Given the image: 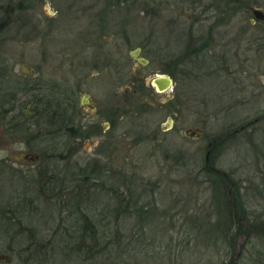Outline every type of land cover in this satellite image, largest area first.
Segmentation results:
<instances>
[{
	"label": "rangeland",
	"instance_id": "obj_1",
	"mask_svg": "<svg viewBox=\"0 0 264 264\" xmlns=\"http://www.w3.org/2000/svg\"><path fill=\"white\" fill-rule=\"evenodd\" d=\"M162 1L160 8L141 10L140 16L129 19V31L138 34L131 45L142 43L146 47L157 37L154 46L169 43V51L180 57L190 35L191 39L200 32L206 34L208 27L219 26L221 46L204 52L206 62L188 61L187 76L181 73L186 68L185 63L184 66L181 64L180 75L172 74L175 79L173 91L169 94L153 92L146 96L142 90L139 100L149 104L146 108L151 111L142 115L133 112L125 115L126 123L123 118L120 130L115 132L116 135L126 132L124 137H110V145L102 137L81 140L78 155L88 161L94 158L97 165L93 168L96 172H93L89 169L92 165L87 167L81 163L89 169L86 181L78 176L79 180L59 182L64 184L60 185L64 190L44 193L41 188L43 177L36 180V174L31 171L27 173L29 177L24 178L15 175L10 168L0 169V254L11 258L6 263V258L1 255L0 264H228L240 245L242 256L237 264H264V239L257 237L255 229L245 238L249 222H255L254 213L264 210V117L248 129L228 136L218 146L213 158L215 167L232 176L236 194L245 210L244 216L249 220L243 218L242 223L236 220L241 223L240 233L236 232L233 217L227 218L226 191L220 189L216 180L204 179L207 176L200 170L204 167L209 140L264 112V77L261 72L264 53L248 41L252 18L249 8L264 9V0H245L246 11L239 8L232 17L223 15L222 19L215 21L204 19L205 12L198 0ZM35 5L39 6L36 9L41 15L51 11L45 3L36 1ZM85 16L77 14L79 19ZM86 20H81L83 23L78 21L74 26L68 23L69 20L64 21L59 24V30L55 24L51 37L72 38L75 28L86 25ZM5 28L4 24L0 27V45L4 44L0 47V60L5 57L24 61L38 71V61L43 53L49 60L63 59L59 51L67 46L66 42L61 48L56 39L48 41L33 32L23 45V37L26 39L30 34L27 30L19 31L14 23ZM47 42L53 45L47 46L43 52ZM151 45L152 42L148 48ZM250 62L253 70L248 67ZM133 64L130 69L142 73L146 85L156 73L168 75L165 66L153 61L145 68ZM43 70L49 79L47 83L59 80L65 87L79 81L83 75L81 71L73 75L74 69L69 66H45ZM97 70L84 69L86 74ZM37 71L36 79L41 75ZM102 72L100 70L98 75L89 77L88 84L85 80L86 84L81 85V91L90 93L98 110L102 105L121 101L113 100L110 90L116 88L105 87ZM126 79L125 89H128L133 80ZM173 95L177 97L179 108L175 115L166 113L165 108L158 109L163 106L160 102L164 97ZM125 98L129 102V95L126 94ZM196 127L202 130L200 137L185 136V128H189L188 134L193 135L198 131ZM145 134L154 140L146 139ZM20 148H12L5 154L18 158ZM61 165L68 166L58 163ZM67 169H63L64 176L69 175ZM97 169L102 172L100 175H97ZM69 178L71 176L65 179ZM82 184L89 189L86 191ZM72 186L76 190L83 187L82 193L75 196L78 198L73 207L70 201L77 192H70ZM258 187L262 188L261 191L257 190ZM119 188H126L125 199L137 200L140 205L147 206L146 212L142 215L125 213L129 206L117 194ZM231 190H234L232 186ZM211 194L217 202L218 214L212 211L214 215L209 224L218 222L219 227L213 225L215 230L207 236L206 226H202V235L197 239L190 229L193 225L190 219L200 213L207 214ZM77 203L80 207L76 206ZM79 210L87 213V222L96 224L100 233L97 237L95 234V238L94 234L86 237L85 243H75L79 241V222L83 220ZM224 222L230 223L226 227Z\"/></svg>",
	"mask_w": 264,
	"mask_h": 264
},
{
	"label": "flooded vegetation",
	"instance_id": "obj_2",
	"mask_svg": "<svg viewBox=\"0 0 264 264\" xmlns=\"http://www.w3.org/2000/svg\"><path fill=\"white\" fill-rule=\"evenodd\" d=\"M34 1L39 4H47L51 11L41 15L36 9L39 6H36ZM198 1L205 12L203 14L204 19L215 21L222 19L223 15L230 18L238 13L235 5L238 0ZM161 3L163 4L162 0H0V18L2 19L0 27L4 24L6 28H9L14 23L19 27V31L27 30L30 34L27 35L26 39L23 37L21 41H24L23 45L29 41V35L33 32L42 39L54 40L56 37L52 38L51 35L55 30V24L56 29H58L59 24L64 23V21L69 20L68 23L74 26L78 21L87 18L86 25L83 24V27L75 28L72 38L58 37L56 39V42H60L61 48L65 42L69 47L65 46L59 51L63 54V59L49 60L45 55L46 53H43L44 55L38 61V71L30 68L24 61L5 59V57L0 60L1 171L10 168L15 175L24 178H28L27 173L32 171L36 174V180L43 177L41 188L44 193L51 190L58 191L63 188L60 185H64L59 182L64 180L72 182V179L78 178L75 170L79 169L82 162L87 164V167L89 165L93 167L95 163L94 158L88 161L85 159L86 157L78 155V149L82 145L80 144L81 140L102 137L103 141L110 145L112 140L110 137L116 135L115 132L120 130L122 120L126 118L125 115L132 112L142 115L144 112L151 111L146 108L149 104L145 105L143 101L139 100V94L142 90H145L143 92L146 96L152 95L153 92L156 94L167 92L169 94L170 91H173L172 88L159 92L151 83L149 85L144 83L145 77L142 73L139 74L135 71V74L130 69L131 65H135L133 63H137L135 66L137 68H145L151 61L158 63L159 66L163 65L165 68L176 67L181 64L177 63L178 56L175 57L169 51L168 48H171L169 43H164L160 47L153 45L154 39L157 37L151 39L146 47L142 43L135 46L131 45L137 39L138 34L129 31L131 29L127 27L129 19L140 16L138 14L141 13V10L150 8L154 11L155 8H160ZM250 10L252 11V18H250L251 34H249L248 41L252 43L251 46H256L258 51L264 53V20H258L253 16L252 6L249 8ZM77 14L86 16L79 19ZM81 23L83 22L81 21ZM218 27H208L206 34L200 32V35H194L191 39L190 35L187 38L188 45H186L185 51L191 47L190 45H198L199 42L205 40L206 42L200 47V51L207 58L204 54L207 49H216V47L221 46L222 32ZM256 30L260 33H256ZM159 34L157 35L159 36ZM190 41L194 44H191ZM150 42L152 45L148 48ZM2 45L4 44H1L0 47ZM49 45L52 46L53 44H44L42 51L45 52ZM128 47L133 49L126 51ZM142 54L144 55L142 56ZM188 58V55L184 58L186 64ZM45 66H69V68L74 69L73 75L80 71L83 75L79 81L75 80L66 87L59 80H52L49 84L47 83L49 80L46 77L47 74L43 70ZM88 67L98 70L96 73L88 72L86 74L84 69ZM248 67L253 70L252 62L248 64ZM100 70L103 71L101 77L106 82L105 87L118 90H110L113 100L120 99L121 101L106 106L102 105L98 110L90 93L81 91V85L86 84V81L88 84L89 80L87 79L98 75ZM36 71L41 74L37 79L34 78ZM261 72L264 77V64ZM157 74H162V72L155 75ZM168 76L173 77L174 81V76L170 73ZM126 78L133 80V84L128 89H125ZM121 86L122 90L120 89ZM262 87L264 90V82ZM126 94L129 95V102L125 98ZM138 100L140 101L139 105L136 103ZM176 100L175 95L164 97L160 102L163 106H159L158 109L165 108L166 113L175 115L179 109ZM259 115L263 116L264 112H260ZM253 119H248L244 125L248 126V123H252ZM124 121L126 123V119ZM188 131L190 129L185 128V136L196 138L201 135V132L198 136L196 135L197 132L190 135ZM125 133L122 132V135L119 133L116 136L124 137ZM145 138L149 139L147 136ZM118 141L119 139H116V142ZM17 147H21L18 158H10L9 154H5ZM2 152L4 154L1 155ZM60 162L68 166H58ZM15 164L19 166L15 167ZM66 168L70 171L69 175H66L71 176L69 179H65L66 176L62 174L63 169ZM104 169L107 172L109 170L106 167ZM71 189L70 192L76 190L74 186ZM125 192L126 188H119L117 193L121 195L122 202L126 197Z\"/></svg>",
	"mask_w": 264,
	"mask_h": 264
},
{
	"label": "trees",
	"instance_id": "obj_3",
	"mask_svg": "<svg viewBox=\"0 0 264 264\" xmlns=\"http://www.w3.org/2000/svg\"><path fill=\"white\" fill-rule=\"evenodd\" d=\"M244 2H245V0H238V2H236V8L237 9H241V10H247L246 9V7H245V4H244ZM200 35V34H199ZM199 41V40H198ZM197 42V41H196ZM195 42V43H196ZM204 42H206L205 40L204 41H202V42H199V44L198 45H194V46H192V48H188V50H183L182 51V54H181V56L180 57H178L176 60H177V63H181L182 64V66H184L183 64L185 63V56L186 55H188L189 56V58L187 59L190 63H193L194 61H195V59H198V61H195V62H198V63H201V62H203V61H205V55H203L202 53V51H200L201 50V46L202 45H204L205 43ZM201 43V44H200ZM196 46H199V47H196ZM210 58V57H209ZM206 62V61H205ZM181 64H180V66H172V67H170V68H167L166 69V71L168 72V73H170L171 75L172 74H179L180 75V69H181ZM185 65H186V68H183L182 70H181V73H185V75L187 76L188 75V68H190L189 67V65H188V63L186 64L185 63ZM194 65V64H193ZM198 66V65H197ZM183 78V77H182ZM251 119V118H250ZM247 122H248V120H246ZM246 121H244V122H242L241 124H239L238 126H242V125H244L245 123H246ZM254 122H249L248 123V126H246L244 129H242V130H246V129H248L249 128V126H251L252 124H253ZM238 128V127H237ZM237 128H234V129H237ZM234 129H228V130H234ZM227 130V131H228ZM227 131H225V132H227ZM224 133V132H223ZM218 135V134H217ZM217 135L215 136V137H213L211 140H209V141H215L217 138ZM229 137L230 136H233V135H228ZM224 141H226V139L225 140H219L218 141V144L216 145V146H214V149H213V151L211 152V154H210V159H211V165L213 166V167H215L214 165H213V162L215 161V159H213L214 158V155H215V152L217 151V149H218V146L219 145H222L223 144V142ZM206 149H207V145H206ZM207 152V151H206ZM263 152V151H262ZM206 163V162H205ZM204 163V167H202V169H200V170H202L203 172H205L204 174L207 176V178H204V179H208L207 181H212L213 182V180H216L217 182H218V186L220 187V189H222L223 191L225 190L226 191V199H224L225 201H226V203L227 204H225V210L227 211V218H230L231 219V217H233V221H235V226H236V232H241V223H239L238 221H236L235 219H234V211H232V205H231V201L229 200V196L227 195V193H228V190H227V183L229 182L228 181V179H226V177L224 176V175H222L220 172H216V171H213L212 169H210L209 167H207V164H205ZM85 165H80L79 166V169H77V176H81V178H82V180L84 181H86V179H87V174L89 173V169H87V168H85L84 167ZM100 166V165H99ZM97 167V165L96 164H93V167L91 168V170L94 172L95 171V169L93 170V168H96ZM215 168H217V167H215ZM217 169H221V168H217ZM103 170V169H102ZM223 170V169H222ZM224 171V170H223ZM68 172H70V171H68ZM96 172V171H95ZM100 173H102L100 170H98L97 169V175H100ZM225 173H226V175H227V177L229 178V179H232V176H230L229 175V173L228 172H226L225 171ZM205 176V177H206ZM96 177V176H95ZM96 178H98V177H96ZM212 179V180H211ZM77 180H79V179H77ZM81 180V179H80ZM230 184H231V186L233 187V189L234 190H232V192H231V194L232 195H234V197L236 198V200H237V203H236V210L238 211V213H240L242 216H243V218L245 219V221H249V220H247V218H246V216H244V213H245V210L243 209V205L241 204L242 203V201L241 200H239L238 199V195L236 194L237 192H236V185H233L234 184V180L232 179V182H230ZM262 184H263V186H262V188H264V182H262ZM262 184H260V186L262 185ZM85 185H86V182H85ZM84 184H82V186H85ZM259 186V187H260ZM86 187V191L89 189L87 186H85ZM257 188V190L259 191H261V189L262 188ZM79 188V187H78ZM82 190H83V187L82 188H80V189H77V190H73V191H76L77 193L75 194H73L72 195V197H74L71 201H70V205H71V207H73V205L76 203L74 200L76 199L77 200V198L78 197H75V196H78L79 195V193L81 192L82 193ZM72 191V192H73ZM210 205H209V207L207 208V214L206 215H204L203 216V214L202 213H200L199 215H196L195 216V218H192L191 217V219H190V222L191 223H193V225L192 226H190V229L192 230V232H193V234H195L196 235V238L198 239L199 237H201V235H202V226H206L205 228H206V233H207V236H209V235H212V233H213V230H215V228H214V226L218 229V227H219V223L217 222L216 223V225H211V224H209V222L211 221V217L214 215L213 214V212H215V213H217L218 214V211H217V202L216 201H214V198H213V194H211V196H210ZM125 202H126V204L129 206V208H126L127 210L125 211V213L126 212H128L129 214L131 213V214H139V215H142V214H144L145 212H146V208H147V206H144V205H140L138 202H137V200H136V202L133 200V199H130V200H128V199H125ZM76 206L77 207H80V205L77 203L76 204ZM80 212H79V214H81L82 215V218H83V220L82 221H80L79 222V229H80V232H79V236H78V238L77 239H79V241L78 242H75V243H79V242H83V243H85V240H86V237H90V235H93L94 234V238H95V234H96V237H97V235H98V233H99V231L97 232V228H96V224H94V223H92V222H87V221H89V218H88V216H87V213L86 212H82L81 210H79ZM213 211V212H212ZM8 218V217H7ZM140 219V218H139ZM141 220V219H140ZM253 220H255V222H249V224H248V228L246 229V232L248 233L249 231H250V234L251 233H253L254 232V229L257 231H255V233H257V237H259L260 239H264V210L263 211H261V212H257L256 211V213H254V215H253ZM84 222H86L85 223V225H84ZM225 223V222H224ZM229 223L230 222H228L227 224L225 223V225H226V227L229 225ZM82 225H84L83 227H82ZM100 234V233H99ZM192 234V233H191ZM99 236V235H98ZM248 237H249V235H248ZM88 245V244H87ZM88 247H90V246H88ZM91 248H92V246H91ZM233 248V250H234V248H235V246H233L232 247ZM241 252V251H240ZM1 255H5V257H6V259H4V261L6 262V263H9L10 261H11V258H9L10 256H8V255H6V254H4V253H1L0 254V256ZM240 256H242V252L238 255V256H236L235 257V259H234V261H233V263L234 264H237V261L239 260V258H240ZM8 257V258H7Z\"/></svg>",
	"mask_w": 264,
	"mask_h": 264
},
{
	"label": "water",
	"instance_id": "obj_4",
	"mask_svg": "<svg viewBox=\"0 0 264 264\" xmlns=\"http://www.w3.org/2000/svg\"><path fill=\"white\" fill-rule=\"evenodd\" d=\"M253 16L258 19V20H264V10L262 9H259V8H256V7H253ZM150 83L154 86V88H156L159 92H162V90H170L173 88V84H174V81H173V77L171 76H168L164 73L162 74H157L155 76H152V79L150 81ZM260 117H264V115H259L258 117L254 118L253 119V122L259 120ZM247 125H242V126H238L237 129H234V130H228L227 132H224V133H219L217 135V139L215 141H208L207 142V152H205L204 154V159H205V164H207V167H209L210 169H212L213 171H216V172H220L222 175H224L226 177V179H228V183H227V190H228V193L227 195L229 196V200L232 202L231 205H232V211H234V219L235 220H238L240 221L241 223L243 222L242 219V215L240 213H238V211L236 210V203H237V200L236 198L234 197V195L231 194L232 190H231V184L230 182H232V179H229L225 173V171H223L222 169H217L215 167H213L211 165V159H210V154L211 152L213 151L214 149V146H216L218 144V141L219 140H225L228 138V135H233L235 133H237L239 130H242L246 127ZM198 131H196V135H200V132L202 131L200 128L196 127ZM195 135V136H196ZM250 234V231L245 235V238L248 237V235ZM241 245L239 246L238 250L234 252V256L229 260V263L228 264H234L233 261L235 259L236 256H238L241 252ZM5 257V255H2Z\"/></svg>",
	"mask_w": 264,
	"mask_h": 264
}]
</instances>
